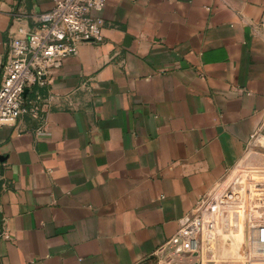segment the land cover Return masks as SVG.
<instances>
[{
  "label": "crops",
  "instance_id": "0c3cea01",
  "mask_svg": "<svg viewBox=\"0 0 264 264\" xmlns=\"http://www.w3.org/2000/svg\"><path fill=\"white\" fill-rule=\"evenodd\" d=\"M52 5L0 0V82L17 30ZM263 11L264 0H106L93 13L103 42L79 45L39 91L41 120L0 127V264H154L264 134ZM252 250L264 264L254 230Z\"/></svg>",
  "mask_w": 264,
  "mask_h": 264
},
{
  "label": "built area",
  "instance_id": "2783aa9c",
  "mask_svg": "<svg viewBox=\"0 0 264 264\" xmlns=\"http://www.w3.org/2000/svg\"><path fill=\"white\" fill-rule=\"evenodd\" d=\"M52 2V8L39 16L38 27L28 32L19 28L10 41L0 82V127H15L21 114L40 121L45 100L39 91L51 84L54 73L66 58L77 53L79 45L103 42V21L93 13H100L106 0ZM260 25L264 27V11ZM25 91L29 96H23ZM215 210L216 204L210 197L195 216L184 219L176 239L169 243L175 251V264H180L178 257L187 250H197L201 230L205 235L216 230L218 219L212 217ZM191 224L193 228H190ZM1 238H8L5 231L0 233ZM165 249L160 253L163 254ZM161 264L170 263L164 260Z\"/></svg>",
  "mask_w": 264,
  "mask_h": 264
},
{
  "label": "rangeland",
  "instance_id": "374dc122",
  "mask_svg": "<svg viewBox=\"0 0 264 264\" xmlns=\"http://www.w3.org/2000/svg\"><path fill=\"white\" fill-rule=\"evenodd\" d=\"M260 135L264 136L258 133L251 138L242 159L227 171L223 181L211 195L216 208L224 198L228 202L227 206L220 210V217L218 211H213V219H218V223L223 218H231L234 223V232L229 235L212 232L210 235H205L201 230L197 239L199 242L197 250L193 252L187 250L188 252L180 255L178 257L180 264H262V259L253 254V250L249 255V249L253 246V230L264 235V201L253 200V192L258 191L264 194V162L254 170L251 163L253 153L264 160V145H255ZM190 228H193V224ZM190 228L188 230H191ZM215 237H219V240L214 239L217 249L213 248L210 252L203 251V245ZM230 246L234 247L231 251L233 256L227 258L226 252ZM241 252L243 256L239 255ZM174 254L173 245H169L161 257L155 259L154 264H161L164 260L175 264L177 261Z\"/></svg>",
  "mask_w": 264,
  "mask_h": 264
},
{
  "label": "bare ground",
  "instance_id": "6f19581e",
  "mask_svg": "<svg viewBox=\"0 0 264 264\" xmlns=\"http://www.w3.org/2000/svg\"><path fill=\"white\" fill-rule=\"evenodd\" d=\"M228 204L227 200L224 198L223 201H220L217 206L218 216L220 215V210L226 207ZM220 217V216H219ZM205 224V222H204ZM212 233H222L225 235L232 234L234 232V223L229 218H223L216 225V230L211 231Z\"/></svg>",
  "mask_w": 264,
  "mask_h": 264
},
{
  "label": "water",
  "instance_id": "95a60500",
  "mask_svg": "<svg viewBox=\"0 0 264 264\" xmlns=\"http://www.w3.org/2000/svg\"><path fill=\"white\" fill-rule=\"evenodd\" d=\"M25 93H26V92H24V94H23V95H25Z\"/></svg>",
  "mask_w": 264,
  "mask_h": 264
}]
</instances>
